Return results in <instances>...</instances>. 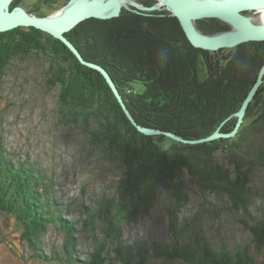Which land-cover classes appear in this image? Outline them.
I'll use <instances>...</instances> for the list:
<instances>
[{
  "label": "trees",
  "instance_id": "trees-1",
  "mask_svg": "<svg viewBox=\"0 0 264 264\" xmlns=\"http://www.w3.org/2000/svg\"><path fill=\"white\" fill-rule=\"evenodd\" d=\"M24 1L14 0L11 9ZM65 37L85 61L100 65L109 73L137 124L172 131L189 140L210 136L219 122L239 109L264 63V42L246 43L231 50L230 58L217 69V76H210L215 69L210 64L209 78L200 80L198 68L203 66L199 54L208 51L193 48L170 14L149 17L124 11L111 20H86ZM30 56L46 62L43 77L47 90L57 92V124L82 126L91 143L115 153L122 169L116 198L95 209L80 207L83 219L73 222L55 201L51 179L35 164L10 157L0 140V214L11 216L21 224V240L36 252L38 259L77 261L74 253L78 250L79 230L76 226L80 223L93 245L85 264H112L120 257L124 264H130L131 251L121 245L120 225L147 212L145 208L154 209L163 191H169L176 200L175 209L169 212V224L176 230L180 209L189 203L185 195V172L195 173L203 187L220 186L231 196L233 204H238V209L247 212L249 201L245 191L251 169H244L242 162L231 157L233 171L221 173L216 167L212 170L213 162L208 159L211 144L176 145L166 150L160 138L139 132L125 116L104 77L82 65L52 36L34 28L0 33V85L13 61L24 63ZM135 85L142 86L141 95L126 93L135 89ZM258 98L259 94L256 100ZM262 132L239 131L237 141L252 140ZM188 149L199 150L204 158L192 157ZM260 151L264 155V148ZM98 219L104 222L103 227ZM50 225L63 235V255L54 252L49 259L39 253L41 250L36 244ZM243 225L256 247L262 246L264 218ZM110 238L118 239L120 245L109 248ZM154 249L158 250V255L152 256L185 264H246L250 259L247 248H239L233 254L225 248L214 250L198 237L193 247L177 243L172 247L155 245ZM136 253L141 259L147 251L139 249Z\"/></svg>",
  "mask_w": 264,
  "mask_h": 264
},
{
  "label": "rangeland",
  "instance_id": "rangeland-1",
  "mask_svg": "<svg viewBox=\"0 0 264 264\" xmlns=\"http://www.w3.org/2000/svg\"><path fill=\"white\" fill-rule=\"evenodd\" d=\"M130 1L139 7L150 8L157 5L158 8L156 11H141L134 8ZM68 2L25 0L17 7L30 15L48 18L60 13ZM162 2V0H129L126 5L122 6L121 12H131L149 17H164L168 16L166 13L169 12L170 16L175 18ZM149 4L151 6H147ZM258 13V11H248L243 14L250 19H255ZM211 23V20L200 19L195 21V27H199L202 35L206 36L226 32L223 31L225 22L220 21L221 27H218L216 32L205 34L202 27L208 29ZM178 25L181 28L179 22ZM199 30L197 31L199 32ZM229 30H232L231 26L227 31ZM225 62L226 60L221 61L219 66L224 65ZM45 68L44 59L30 56L24 63L13 61L7 69L0 85V140L2 139L4 149L10 157L35 164L42 174L51 179L52 195L55 201L60 204L63 213L68 215L69 221L78 222L83 219L80 207L86 206L95 209L100 204L116 198L122 179L121 163L114 152L106 147L91 143L82 126L57 124L55 105L57 92L56 90H47L43 77ZM198 73L200 80H203V69L198 68ZM262 84L259 90L262 89ZM137 92L139 94L143 92L141 85H135V89L126 91L130 94ZM256 97L257 94L248 106V108L252 107L250 110H246L238 132L263 131L260 137L238 142L239 134L237 132L233 138H216L210 142L190 145L176 142L165 134L153 136L162 140L166 150L176 144L177 146L211 144L209 145L211 152L208 159L213 162L211 163L212 170L216 167L221 173H228V170L233 171L234 163L231 157L235 161L242 162L244 169H251L250 183L245 191L249 201L247 212L242 208L238 209V204L234 205L231 196L222 191L220 186L203 187L199 184L200 178L195 173L185 172L184 179L187 185L185 195L188 197L189 203L180 209L176 230L170 228L169 224V212L174 210V205H176V200L171 197L169 191H163V195L155 203L154 209L145 208L148 210L147 212H141L135 220L120 225L121 245L128 247L131 251L130 264H185L176 259L152 256L158 255V250L154 249L155 245L172 247L174 244L180 243L193 247L197 237L202 238V241L207 242L214 250L225 248V251H230L232 254L239 248H247L250 259L246 264H264V244L257 248L252 236L246 232L243 225V223L251 224L264 218V155L263 151L259 152L260 148H264V111L258 105L259 98L256 100ZM239 109L219 122L214 133L218 131L219 134H225L223 132L227 125L231 130L234 129L238 121L235 114ZM233 122L235 124L232 127ZM154 130L181 137L172 131ZM187 153L192 157L204 158L199 150L188 149ZM232 177L235 178V174ZM98 222L100 226H104L102 219H98ZM76 229L79 230L77 233L78 250L74 256L78 260L73 263L64 261L65 258L62 262L53 259L45 261L38 259L36 252L21 240V224L11 216L0 214V264H85L93 251L92 241L90 235L81 230L80 223H77ZM99 235L103 236L102 231H99ZM62 236L55 226H48L47 231L40 236L38 245L36 244L37 249L41 250L39 253L49 259L54 252L63 255ZM108 241V247L111 249L120 245L118 239L112 238ZM139 249L147 251V254H144L141 259L136 255V251ZM197 251L200 254V251ZM119 259H114L112 264H124Z\"/></svg>",
  "mask_w": 264,
  "mask_h": 264
},
{
  "label": "water",
  "instance_id": "water-1",
  "mask_svg": "<svg viewBox=\"0 0 264 264\" xmlns=\"http://www.w3.org/2000/svg\"><path fill=\"white\" fill-rule=\"evenodd\" d=\"M13 1L0 0V33L18 28H34L61 41L82 65L98 71L104 77L128 120L139 132L147 136L165 134L176 142L190 145L210 142L216 138H233L238 132L248 106L254 100L263 82L264 64L238 113L235 114L238 121L231 133L219 134L217 131L204 139L185 140L168 132L143 128L132 117L106 70L97 64L85 61L75 46L65 37L67 33L71 32L86 20H109L118 17L122 6H124L122 4L123 0H79L72 7H70V4L73 0H70L60 13L48 18H39L30 15L18 7L10 9ZM162 1L169 9L171 15L178 20L186 38L194 48L208 52H217L222 49H232L249 42H264V26L255 25L249 17L243 14L248 11L264 10V0H225L223 3H218L213 0L202 2L195 0ZM130 4L141 11H152L158 8L157 5L150 8L139 7L131 1ZM200 19H217L223 21L230 25L232 30L212 36L202 35L195 27V21Z\"/></svg>",
  "mask_w": 264,
  "mask_h": 264
},
{
  "label": "flooded vegetation",
  "instance_id": "flooded-vegetation-1",
  "mask_svg": "<svg viewBox=\"0 0 264 264\" xmlns=\"http://www.w3.org/2000/svg\"><path fill=\"white\" fill-rule=\"evenodd\" d=\"M163 3V2H162ZM155 4V3H154ZM163 5V4H162ZM147 6H151L150 4L147 5ZM156 11V10H155ZM259 12V11H258ZM168 13H166V15H168ZM205 20H211V26L210 28H203L202 26V29L204 30L205 34L207 33H211L213 31L216 32L217 29H219L218 27H221L220 26V20H217V19H205ZM226 25L223 27V31H227L229 29V26L227 23H225ZM228 25V26H227ZM197 30H199V27L196 28ZM199 32L201 33V31L199 30ZM203 32V33H204ZM202 34V33H201ZM215 34V33H213ZM183 48H185V45H183ZM234 49V48H232ZM232 49H222V50H219L217 52H208L207 54H204L202 55L201 53L199 54V59H200V63L202 64V69H203V78L204 79H208L209 78V72H208V65L212 64L215 66V69L213 71L210 72V76L214 77V76H217V73L219 70L218 67H219V64L221 63V61H224V60H228L232 54L231 50ZM225 50V51H224ZM224 51V52H223ZM207 66V68H206ZM223 66V65H222ZM263 87H261V91L258 93L259 94V106H261V108L263 109L264 111V83L262 84ZM256 102V101H255ZM254 104V102H253ZM246 119V118H245ZM225 130H229L230 127L227 125L226 128H224ZM246 129V128H245ZM248 129V128H247Z\"/></svg>",
  "mask_w": 264,
  "mask_h": 264
},
{
  "label": "bare ground",
  "instance_id": "bare-ground-1",
  "mask_svg": "<svg viewBox=\"0 0 264 264\" xmlns=\"http://www.w3.org/2000/svg\"><path fill=\"white\" fill-rule=\"evenodd\" d=\"M77 1H79V0H73L72 3L70 4V7H72L74 5V3ZM195 1H201L202 2V1H209V0H195ZM213 1L218 2V3H223L225 0H213ZM128 2H129V0H123L122 4L126 5ZM251 20L257 26H260V25L264 26V10H260L258 13V16L255 19H251Z\"/></svg>",
  "mask_w": 264,
  "mask_h": 264
}]
</instances>
